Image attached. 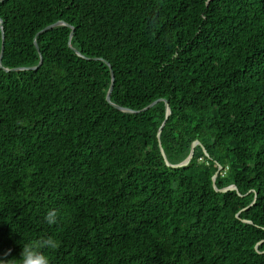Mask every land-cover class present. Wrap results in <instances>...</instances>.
<instances>
[{
  "label": "trees",
  "instance_id": "16d2710c",
  "mask_svg": "<svg viewBox=\"0 0 264 264\" xmlns=\"http://www.w3.org/2000/svg\"><path fill=\"white\" fill-rule=\"evenodd\" d=\"M0 20V253L51 235L50 264H264V0H0Z\"/></svg>",
  "mask_w": 264,
  "mask_h": 264
},
{
  "label": "clouds",
  "instance_id": "9594fccd",
  "mask_svg": "<svg viewBox=\"0 0 264 264\" xmlns=\"http://www.w3.org/2000/svg\"><path fill=\"white\" fill-rule=\"evenodd\" d=\"M60 214L56 208H49L45 213L43 220L48 226L57 225ZM22 251L19 258L9 259L11 249L0 253V264H50L45 250L54 251L59 247V241L51 235H44L36 240L20 242Z\"/></svg>",
  "mask_w": 264,
  "mask_h": 264
},
{
  "label": "water",
  "instance_id": "95a60500",
  "mask_svg": "<svg viewBox=\"0 0 264 264\" xmlns=\"http://www.w3.org/2000/svg\"><path fill=\"white\" fill-rule=\"evenodd\" d=\"M0 23H2L1 20H0ZM61 24H65V23H61ZM54 26H55V24H54V25H50V26L46 27L45 29H43L42 31H45V30H47V29H50V28H52V27H54ZM3 51H4V47L2 46V48H1V53H0V65H1V60H2ZM106 63L109 65L108 62H106ZM109 67H110V71H111V75H112V83H111V86H110V89H109V92H108V95H107V100L110 102V94H111V92H112L113 85H114V84H113V82H114V73H113L112 68H111L110 65H109ZM155 103H156V102H155ZM155 103H153L152 105H154ZM165 104H166L167 114L169 115L170 110H169V107H168V104H167L166 101H165ZM152 105H151V106H152ZM113 106H115L116 108H119L117 105H114V104H113ZM161 130H162V128L160 129L159 133L161 132ZM197 145H200V143H199L198 141H195V142L193 143V145H192L191 152H190L189 156H188L183 162H181V163H179V164H177V165H171V164L168 163L167 160H166V163H167L168 165L172 166V167H182V166L187 165V164L190 162V160L193 158V155H194V149H195V147H196ZM160 150H161L162 154L164 155V151H163V149H162V147H161V144H160ZM221 169H222V166L219 165L218 170H217V172L215 173V175H214V177H213V182H214L215 178L218 176V174L220 173ZM213 186L215 187V183H213ZM235 188H236V187H235L234 185H231V186H229V187H226V188L220 189L219 191H221V192H225V191L232 190V189H235Z\"/></svg>",
  "mask_w": 264,
  "mask_h": 264
}]
</instances>
